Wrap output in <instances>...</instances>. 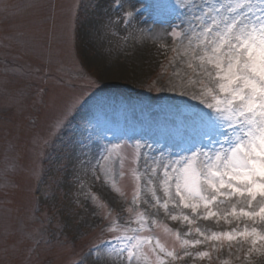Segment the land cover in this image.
<instances>
[{"label": "rangeland", "instance_id": "374dc122", "mask_svg": "<svg viewBox=\"0 0 264 264\" xmlns=\"http://www.w3.org/2000/svg\"><path fill=\"white\" fill-rule=\"evenodd\" d=\"M131 2L144 10L139 17L142 27L156 32V17L165 15L159 7L163 0ZM77 9L74 39L64 43L53 39L50 55V34L58 35ZM112 9L111 0H0V264H77L93 244L110 235L102 236L110 219L134 216L126 209L135 207L134 172L140 171L136 157L143 153L157 160L161 154L165 160L175 157L189 136L201 130L200 115L208 110L194 97L196 89L181 87L173 75L191 74L182 62L179 41L163 36L167 46L150 63L146 62L150 39L143 46L132 39L125 43L121 33L119 48L107 39L97 40L94 34L97 30L103 34ZM159 26L168 28V24ZM73 59L84 69L81 78L56 70L58 63L70 70ZM112 67L119 72L110 73ZM74 97L86 103L72 110L66 127L53 132L55 120ZM135 131L147 136L128 139ZM116 144L125 174L115 183L94 180L81 160ZM203 144L208 147L207 140ZM154 211L148 209L149 214ZM153 218L157 223L151 225L152 234L167 251L182 257H164L167 264H264V255H246L249 243L241 247L231 242L229 247L224 239L182 246L185 239L203 237L194 231L185 235L187 222L173 221L163 210ZM197 223L208 230L206 235L233 228L243 231L245 224L252 225L244 218ZM8 226L10 235L5 233ZM185 250L193 255L184 256ZM197 251L209 256L197 257ZM148 256L155 260L150 251ZM84 264H94V257Z\"/></svg>", "mask_w": 264, "mask_h": 264}, {"label": "snow or ice", "instance_id": "6c2138e0", "mask_svg": "<svg viewBox=\"0 0 264 264\" xmlns=\"http://www.w3.org/2000/svg\"><path fill=\"white\" fill-rule=\"evenodd\" d=\"M111 2L114 14L103 25V34L97 30L95 38L107 39L117 48L121 47L118 38L121 33L125 43L128 39L137 40V36L143 40L145 34L160 39L165 47L163 36L178 40L182 62L191 74L181 75L176 71L173 75L180 80L181 87L196 89L194 97L208 111L201 113V130L189 136L179 155H170L167 160L163 154L159 160L147 153L136 157L140 171L134 172L137 187L132 205L135 207L126 209L134 216L124 219L118 215L110 219L102 229V236L105 232L110 235L93 244L79 264L92 257L94 264H167L164 257L181 259L178 254L167 251L152 234L151 225L157 223L153 217L160 210L173 221H186L190 227L185 235L194 231L203 237L185 239L182 246L195 247L226 239L229 247L231 242L241 247L249 243L246 251L249 257L253 253L264 255V0H163L159 7L165 15L163 18L158 15L155 21L168 24L162 33L138 26L144 10L131 0ZM76 14L78 9L58 35L50 34V55L53 39L59 43L74 39ZM52 19L55 21V17ZM56 70L70 71L76 78L85 75L75 59L70 70L60 63ZM81 103L86 100L74 97L55 120L52 131L66 127L69 114ZM204 140L208 147L204 146ZM119 149V144L104 147L92 159L81 160V164L94 180L115 183L117 176L125 174ZM16 166L12 164L13 171ZM141 204L147 208L141 210ZM148 209L155 211L149 214ZM229 217L236 221L244 218L252 225L245 224L243 231L233 228L230 232L206 235L208 230L197 223L213 218L217 222L224 219L232 223ZM5 233L12 234L10 226L5 228ZM176 237L180 238L178 231ZM146 249L155 257L154 261H150ZM183 255L193 253L185 250ZM195 256L207 257L209 253L197 251Z\"/></svg>", "mask_w": 264, "mask_h": 264}, {"label": "bare ground", "instance_id": "6f19581e", "mask_svg": "<svg viewBox=\"0 0 264 264\" xmlns=\"http://www.w3.org/2000/svg\"><path fill=\"white\" fill-rule=\"evenodd\" d=\"M109 14L113 15L114 12L113 11H110ZM142 25H144V24H141L139 22L138 26L139 27H142ZM154 25H155L156 33H162V29H164V28L162 26H159L161 24L155 22ZM149 39L151 40L152 43L147 44V46H146L147 48L150 49V57H149V60H147L146 62H149L150 61V63H151V62H153L156 59V57L160 54V52H162V50L165 49V46H162V42H161L160 39H152V38H149L147 36V34H145V38L143 40H140L139 39V36H137V40H135V41H137L138 44H140V46H143V42L146 41V40L149 41ZM163 43L166 44V42L164 41V38H163ZM115 70L117 72H119L116 67H112L110 69V73L115 72Z\"/></svg>", "mask_w": 264, "mask_h": 264}]
</instances>
